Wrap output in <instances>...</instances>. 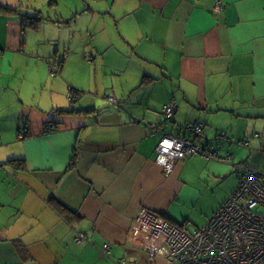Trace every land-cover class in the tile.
Listing matches in <instances>:
<instances>
[{
    "label": "crops",
    "instance_id": "obj_1",
    "mask_svg": "<svg viewBox=\"0 0 264 264\" xmlns=\"http://www.w3.org/2000/svg\"><path fill=\"white\" fill-rule=\"evenodd\" d=\"M0 1V264H171L126 245L140 210L192 233L237 164L264 173V0ZM192 122L227 161L164 175L158 141Z\"/></svg>",
    "mask_w": 264,
    "mask_h": 264
},
{
    "label": "built area",
    "instance_id": "obj_2",
    "mask_svg": "<svg viewBox=\"0 0 264 264\" xmlns=\"http://www.w3.org/2000/svg\"><path fill=\"white\" fill-rule=\"evenodd\" d=\"M221 2L216 0L214 12L221 11ZM89 60V58H87ZM74 100V94H69ZM107 101L116 104L113 96ZM175 105L164 104L161 113L165 122L174 116ZM148 128L160 133V125ZM53 127L47 125L45 131ZM204 126L199 122L188 123V137L162 134L155 147V163L164 175L192 156L226 162L215 151L204 146ZM246 144V143H245ZM238 183L228 198L220 204L208 223L192 232L174 225L151 211L142 209L135 216L127 235L126 245L145 252L150 258H164L171 264H264V173L237 164ZM85 236L79 234L75 241L81 243ZM105 251L109 250L104 245Z\"/></svg>",
    "mask_w": 264,
    "mask_h": 264
},
{
    "label": "trees",
    "instance_id": "obj_3",
    "mask_svg": "<svg viewBox=\"0 0 264 264\" xmlns=\"http://www.w3.org/2000/svg\"><path fill=\"white\" fill-rule=\"evenodd\" d=\"M0 11H13L12 9H9L8 7H6L3 3H1V1H0ZM14 12V11H13ZM34 23L36 22V21H39V19L37 18V16H35L34 18ZM76 94H77V92H75ZM73 94V93H72ZM74 100L73 101H75L76 99H77V95L75 96L74 95ZM94 110H92V111H88V112H86V113H91V112H93ZM57 113H58V115L60 116V115H64V114H72V113H74L73 111H64V110H60V111H57ZM7 164H10V165H15V166H17V167H20V166H23L24 165V160L22 159V160H19V159H10V160H8V162H7ZM24 167V166H23ZM56 208L57 209H59V211L61 212V211H63V210H67V208H65V206L63 205V204H61L60 202H57V205H56Z\"/></svg>",
    "mask_w": 264,
    "mask_h": 264
},
{
    "label": "rangeland",
    "instance_id": "obj_4",
    "mask_svg": "<svg viewBox=\"0 0 264 264\" xmlns=\"http://www.w3.org/2000/svg\"><path fill=\"white\" fill-rule=\"evenodd\" d=\"M35 4L36 3H38L40 0H32ZM49 0H47V2H48ZM59 11L62 13H64L66 10H65V8L63 7V5H61V6H59ZM85 17H81V19H77V17L76 18H74V19H72L70 22H71V24H72V26H75V25H77L80 29H81V32L84 34V30H82V29H84V22H85ZM66 29V27L64 28V29H62V31H64ZM60 34V33H59ZM237 186V185H236ZM210 203H212L210 200H206L205 202H203V203H201L202 205H209ZM196 211V210H195ZM197 212V211H196ZM195 213V212H194Z\"/></svg>",
    "mask_w": 264,
    "mask_h": 264
}]
</instances>
